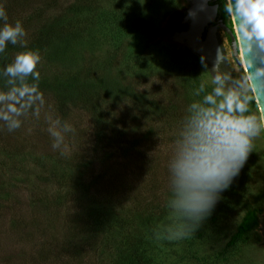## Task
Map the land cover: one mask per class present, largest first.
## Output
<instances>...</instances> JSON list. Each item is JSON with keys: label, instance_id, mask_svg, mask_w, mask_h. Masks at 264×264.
<instances>
[{"label": "rangeland", "instance_id": "obj_1", "mask_svg": "<svg viewBox=\"0 0 264 264\" xmlns=\"http://www.w3.org/2000/svg\"><path fill=\"white\" fill-rule=\"evenodd\" d=\"M71 1L50 2L65 7ZM217 4L223 10L225 0H94L87 8H78L80 29L88 38L73 45L75 67L92 66L99 75L112 78L122 88L126 83L138 86L137 90L145 96L158 89L175 88L190 72L195 77L193 86L202 94L215 87L213 77L218 74L229 87H235L246 73L239 51L233 57L226 34L215 22ZM138 12L151 18L156 27L152 37L125 25V15ZM223 13L221 20L232 28L227 12ZM176 49H186L190 56L171 58L170 52ZM55 64L43 66V72L46 69L51 74L60 67ZM159 67L175 71V77L155 76ZM143 72L150 75H138ZM10 88L9 82H0V92L6 93ZM247 94L253 97L254 107L249 103L246 115L260 117L253 92ZM6 104L0 103V111L5 110ZM105 107L110 112L104 116L112 117L118 126L119 119L113 115L121 117L125 113V94L106 100ZM90 116L70 101H66L61 111L50 109L43 97V103L34 100L31 109H25L18 117L21 122L18 129L9 132L6 122L0 119V264H94L92 251H84L82 257L73 254L81 244L79 233H70L72 241L67 238L71 236L70 225L80 222L75 217L77 212L87 206L84 212L89 220L104 226L103 251L112 247L118 232L116 225L121 222L115 216L118 207L112 200L99 202L93 194L94 184L81 177L85 172L95 176L99 170L98 161L92 168L86 164L96 156L89 148L96 150L107 143L106 130L97 131L99 125L92 119L94 115ZM155 120L152 132L156 137L153 141L160 145L161 177L171 182L174 174L163 168L170 165L173 172L171 156L174 157L176 147L164 136L174 131V123L165 118ZM65 124L71 125L72 130L66 131ZM120 125L125 127L124 119ZM55 133L59 134V140ZM56 142L59 148L54 149ZM101 186L102 183L97 184L99 190ZM167 188L164 186L157 192L159 203L167 198ZM221 194L224 205L206 224L181 222V213L186 209L178 198L180 202L174 206L176 211L170 221L164 226H160L164 220L157 221L161 231L154 242L148 243L153 246L148 264H264L263 129L251 138L245 161ZM91 195L90 201L87 197ZM247 211L252 214L247 236L231 240Z\"/></svg>", "mask_w": 264, "mask_h": 264}, {"label": "trees", "instance_id": "obj_2", "mask_svg": "<svg viewBox=\"0 0 264 264\" xmlns=\"http://www.w3.org/2000/svg\"><path fill=\"white\" fill-rule=\"evenodd\" d=\"M50 1L52 0H0V5L7 13L8 23L14 24L19 20L26 32V35L20 37L15 45L6 42L4 51L0 53V82H9L11 79L5 74L4 69L14 60L18 52L29 50L38 52L41 60L37 64L36 71L40 73V79L36 81L29 76L26 78V83L38 84L39 91L46 98L50 109L61 111L65 108L66 101H70L76 108L88 113L89 117L90 114L94 115L92 119H95V123L99 125L97 131L106 130L107 143L96 150L93 147L89 148L96 153V156L94 161H86V164L92 168L95 161H98L99 170L95 176L85 172L81 177L83 180L87 178L94 184L93 194L98 197L99 202L113 201V205L118 207L114 211L119 212H116L115 216L121 222L116 225L118 232L112 247L103 251L105 246H101V243L104 241V226L99 221L98 223L90 221L87 213L84 212L89 206L84 207L75 216L80 222L73 224L74 226L70 225L72 230H68L69 234L77 232L80 235L81 244L73 250V254L82 257L84 251H92L95 254L94 264H148L149 256L153 251V246H148V243L154 242L158 232L161 231L160 226L170 221L173 212L176 211L174 206L180 202L177 199L181 198L177 196L179 189L175 175L171 178V182L161 177L159 167L161 151L160 145H156L153 141L156 139L152 132L153 122L157 121L155 119L165 118L168 122L174 123V131L164 136V139L173 142V146L176 147L174 157L171 156V162L175 161L194 114L191 105L203 104L204 96L212 89H208L203 94L196 90L197 87L193 86L195 77L190 72L186 78L180 79L179 83L174 85L175 88L171 86L167 91L158 89L150 92L148 97L137 90L138 86L126 83L125 88H122L112 78L99 75L92 66L78 69L75 67L77 64L74 61L73 45L79 40L88 38L80 29L78 15L81 13L78 8L85 6L81 8L85 9L94 0H72L65 7ZM223 11L221 4H217L216 15L220 19L224 16ZM83 17L90 18V15ZM2 25L3 21L0 20V26ZM125 25L146 37H152L156 33L151 18L143 12L125 15ZM187 56H190V53L186 49L170 52V57L173 59ZM55 63L60 67L54 69L51 74L46 73V69L43 72V66ZM149 72L138 75L148 76ZM155 74L165 79L170 76L175 77V71L163 70L160 67L155 70ZM19 83L17 80L15 86H19ZM13 86L11 84V87ZM124 94L125 113L121 117H118V114L113 115L114 119H119L117 126L112 122V117L104 116L110 112L106 109L105 102ZM156 96L160 98H155ZM143 104L145 108L142 107ZM250 104L254 107L253 100ZM121 119L125 120V127L120 125ZM91 128L92 131L93 127ZM170 168L169 165L163 169L166 173L174 174ZM163 181L169 183L163 184ZM99 183H102L101 190L97 188ZM164 186L168 187L165 190L167 198L159 203L157 192ZM90 197L92 195L87 199L91 201ZM222 197L223 194L218 189L212 206L201 214L199 219H194L187 210L180 212L181 222L189 225L193 221L199 224L211 221L222 208L221 204L224 200ZM59 200L61 202V198ZM158 220L165 222L159 226ZM251 221L252 214L247 211L239 220L230 239L245 238L248 229L251 228ZM72 237V235L67 236L71 241Z\"/></svg>", "mask_w": 264, "mask_h": 264}, {"label": "clouds", "instance_id": "obj_3", "mask_svg": "<svg viewBox=\"0 0 264 264\" xmlns=\"http://www.w3.org/2000/svg\"><path fill=\"white\" fill-rule=\"evenodd\" d=\"M224 10L235 24L241 57L246 50H252L253 44L264 50V0H225ZM0 20L3 21L0 26L2 53L6 42L15 45L26 32L19 20L14 24L8 23L2 5ZM40 60L38 52L22 51L4 69L11 78L9 83L14 85L8 92H0V103L7 102L5 110L0 111V119L6 122L9 132L21 126L18 117L32 106L34 100L43 103L38 84L26 83L29 76L39 81L40 73L36 67ZM261 73H264V66L255 70L256 75ZM252 75L246 74L243 80L236 82L235 87H229L224 77L218 74L213 77L215 87L204 96L203 104L191 105L194 114L172 169L181 204L194 219H199L212 206L218 189L228 187L231 177L247 157L251 138L264 129V119L255 114L246 115L253 100L247 94L253 89ZM17 80L19 86H15ZM65 130L71 131V125L65 124ZM54 135L59 140V134ZM53 148H59V143H53Z\"/></svg>", "mask_w": 264, "mask_h": 264}, {"label": "water", "instance_id": "obj_4", "mask_svg": "<svg viewBox=\"0 0 264 264\" xmlns=\"http://www.w3.org/2000/svg\"><path fill=\"white\" fill-rule=\"evenodd\" d=\"M231 22L233 26L232 28L227 26L221 19L216 20V23L221 27V29L227 36L231 54L236 58L237 50H239V48L237 46L235 24L232 20ZM240 58L245 73L253 74L251 77V82L253 85L252 92L259 110L260 118L264 119V73H261L259 75L255 74V70L258 66H264V50L259 49L255 44H253L252 50H246L243 54V58L241 57V54ZM249 60L251 61V63H248Z\"/></svg>", "mask_w": 264, "mask_h": 264}, {"label": "flooded vegetation", "instance_id": "obj_5", "mask_svg": "<svg viewBox=\"0 0 264 264\" xmlns=\"http://www.w3.org/2000/svg\"><path fill=\"white\" fill-rule=\"evenodd\" d=\"M217 19H220V18L216 15V17H215V22H216Z\"/></svg>", "mask_w": 264, "mask_h": 264}, {"label": "bare ground", "instance_id": "obj_6", "mask_svg": "<svg viewBox=\"0 0 264 264\" xmlns=\"http://www.w3.org/2000/svg\"><path fill=\"white\" fill-rule=\"evenodd\" d=\"M239 51V50H238ZM239 58H240V54H239ZM240 63H241V65H242V62H241V58H240ZM243 67V66H242Z\"/></svg>", "mask_w": 264, "mask_h": 264}]
</instances>
